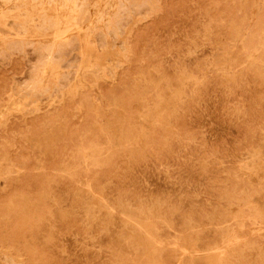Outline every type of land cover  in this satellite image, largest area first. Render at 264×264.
I'll list each match as a JSON object with an SVG mask.
<instances>
[{
	"label": "rangeland",
	"instance_id": "rangeland-1",
	"mask_svg": "<svg viewBox=\"0 0 264 264\" xmlns=\"http://www.w3.org/2000/svg\"><path fill=\"white\" fill-rule=\"evenodd\" d=\"M0 264H264V0H0Z\"/></svg>",
	"mask_w": 264,
	"mask_h": 264
}]
</instances>
